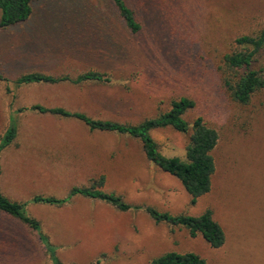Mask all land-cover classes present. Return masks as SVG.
Returning <instances> with one entry per match:
<instances>
[{
    "label": "rangeland",
    "instance_id": "374dc122",
    "mask_svg": "<svg viewBox=\"0 0 264 264\" xmlns=\"http://www.w3.org/2000/svg\"><path fill=\"white\" fill-rule=\"evenodd\" d=\"M142 24L131 33L111 0H34L28 20L0 28V143L17 120L14 143L0 151V188L41 223L40 233L0 211V264H151L169 251H192L207 264H264V90L236 102L222 77L237 37L264 28V0H129ZM1 18V11H0ZM96 70L110 82L17 85L28 72L55 76ZM188 97L219 133L211 190L191 204L174 176L150 162L139 139L91 131L82 121L25 110L62 106L95 119L139 123ZM166 156L184 158L189 136L158 128ZM105 176V189L134 205L200 215L207 209L226 240L156 223L144 209L121 211L74 196ZM50 244L42 242L41 236Z\"/></svg>",
    "mask_w": 264,
    "mask_h": 264
},
{
    "label": "trees",
    "instance_id": "16d2710c",
    "mask_svg": "<svg viewBox=\"0 0 264 264\" xmlns=\"http://www.w3.org/2000/svg\"><path fill=\"white\" fill-rule=\"evenodd\" d=\"M33 1L0 0V28L8 29L28 20L33 13ZM111 3L125 27L131 33H138L142 24L129 0H111ZM2 77L0 75V79H3ZM222 77L231 97L241 104L250 103L257 92L264 90V28L256 33L241 35L235 39L233 50L224 55ZM110 81L111 78L105 73L90 70L75 78L70 75L55 76L44 72H28L21 74L17 78L16 84H57L61 82L81 84ZM194 107V100L181 97L172 102L170 110L135 124L110 119H95L84 112L72 111L62 106L46 107L35 104L18 111L32 110L59 117L75 118L82 121L91 131L113 132L139 139L147 159L178 179L191 196V204H195L200 197L211 190L212 178L216 170L213 151L218 144L219 133L215 128L209 126L202 116L196 117L192 124L186 120L184 117L186 112ZM11 118L13 121L2 138L0 151L13 144L17 138V120L14 116ZM167 127L189 136L184 158L164 155L152 136L154 129ZM74 196L100 200L121 211L144 209L156 223H166L173 228H185L190 236L201 235L214 248H220L226 240L223 227L214 219L210 209L200 215H190L185 212L163 211L153 206L134 205L127 202L122 195L107 191L104 175L92 179L89 185L72 187L67 197L37 195L34 197V201L61 206L69 203ZM25 206V202L12 200L0 188V211L40 233V221L27 215ZM41 238L42 242L50 244L47 238L44 236ZM151 264H207V261L192 251H169L155 257Z\"/></svg>",
    "mask_w": 264,
    "mask_h": 264
},
{
    "label": "crops",
    "instance_id": "0c3cea01",
    "mask_svg": "<svg viewBox=\"0 0 264 264\" xmlns=\"http://www.w3.org/2000/svg\"><path fill=\"white\" fill-rule=\"evenodd\" d=\"M0 173H1V169H0ZM81 197H83V196H81ZM83 198H87V197H83ZM87 199H90V198H87ZM94 200V199H93ZM62 206V205H61ZM26 226V225H25ZM27 227V226H26Z\"/></svg>",
    "mask_w": 264,
    "mask_h": 264
}]
</instances>
